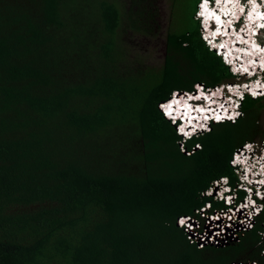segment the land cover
<instances>
[{
    "label": "trees",
    "instance_id": "1",
    "mask_svg": "<svg viewBox=\"0 0 264 264\" xmlns=\"http://www.w3.org/2000/svg\"><path fill=\"white\" fill-rule=\"evenodd\" d=\"M186 1L150 85L119 43L124 25L152 33L146 0H0V264H264V200L237 243L200 247L177 224L226 209L206 192L235 189L233 152L264 140V97L185 143L158 110L234 78Z\"/></svg>",
    "mask_w": 264,
    "mask_h": 264
},
{
    "label": "clouds",
    "instance_id": "2",
    "mask_svg": "<svg viewBox=\"0 0 264 264\" xmlns=\"http://www.w3.org/2000/svg\"><path fill=\"white\" fill-rule=\"evenodd\" d=\"M244 1V0H241ZM250 1V0H249ZM201 1L197 3V10L195 11L194 17L195 19L199 22V27H200V38L203 41L205 47L208 49V51H212L215 53L217 57H219L222 61V63L228 68L230 74L234 77L235 82H230V83H225L213 88L209 87H203L204 89H210L212 93H217L218 96H227L228 93H235L239 92L236 94V96L240 99L234 100L236 105L233 106L231 105L228 110H224L221 115H219L216 111L214 114H210L209 116H204V115H197L198 108H193L191 105L188 104V100L190 99V96H188V100L185 98L184 92H193L195 89L196 85L195 84L193 87V91H173L170 95V97L163 102H160L158 104V110L160 111L162 117L167 120L170 125L174 127V130L177 134V136L181 137L182 143H185L192 138H197L200 137L203 134H207L211 131V126L214 124H220V123H225L229 121H224L222 120L223 117L227 118H232V123H235L238 121L241 116H242V111H241V105L242 102L245 100L246 97H250L251 99H258L264 97L263 93L258 94L256 92L257 90L260 91L261 86L264 85V72L262 66L260 67H255L252 65H249V60L255 58L256 56L250 55L248 56L247 59L243 58V63L239 67L234 64L231 66L229 62L227 61V57L223 56L221 57L220 54H217L216 48L218 45L224 46L226 49L225 54L228 53V45H227V40H222L219 39L220 42L215 43V46H213L214 41L209 39L212 37H215L217 34H223L227 32V29L231 28V34L233 35L234 38H236V35L238 34L235 32L236 29L243 23V16L241 14V9L237 10L234 7H231L230 9H226L225 11L231 12L230 18L226 21L223 22L221 19V16L224 14V11H218L217 14H212L211 12L208 13L206 10L207 5L200 3ZM220 0H210V3L212 5L215 4V8L217 4H219ZM261 7L264 8V2L261 4ZM209 8V7H207ZM208 14H212V16H209ZM215 24L217 26L215 32L209 31V26ZM219 25H222L223 28L220 29L221 27ZM243 26V25H242ZM223 32V33H222ZM234 33V34H233ZM257 39L260 41V43H264V40L261 39L264 35V30H257ZM233 39V38H231ZM254 42H252L250 45H246L243 47L244 50H252L254 46ZM256 46V45H255ZM260 50H264V47L260 48V46H256ZM220 51L218 50V53ZM249 75H246V74ZM253 74H256L257 81L261 82L260 80L263 79V84L259 85V83H256L254 85L252 82L250 84V89L249 93H251V96L248 95L246 89L244 86L241 87V83H245L244 85L247 84V82L252 79ZM244 79V81H241ZM234 86L233 89H228L225 90V86ZM176 92V94H174ZM177 93L180 95L179 98H175ZM260 95V96H257ZM172 97V100L168 102V100ZM240 105L238 106V104ZM230 111V114L227 112ZM214 119V121H211L210 119ZM169 119H172L170 121ZM179 119V120H178ZM231 123V122H229ZM249 143H256V142H246L242 146H245L246 144ZM257 147L253 148H245L244 150V156L241 159V161L235 165H231L235 169V174L237 175V183L235 185V189L232 188L229 184V180L227 178H221L219 180L218 185L220 187H216V191L220 196L223 195H229L233 196V199L235 202L239 201L238 200V191H242L244 193L242 200L249 199L250 197L253 198V202L251 204L255 203L252 212L258 209L259 206H261L260 201L264 200V166H263V161H264V148L263 144L257 143ZM262 151V155H261ZM225 181V183L223 182ZM245 186V187H242ZM214 186L209 189L208 196L213 197L214 201H217V195L216 191L214 192ZM245 190L247 192H245ZM212 193H214L212 195ZM255 193L257 195H255ZM221 202L222 201H217ZM262 207L259 209V211L256 213L254 219L261 213ZM264 226V225H263ZM264 234V232H262Z\"/></svg>",
    "mask_w": 264,
    "mask_h": 264
},
{
    "label": "rangeland",
    "instance_id": "3",
    "mask_svg": "<svg viewBox=\"0 0 264 264\" xmlns=\"http://www.w3.org/2000/svg\"><path fill=\"white\" fill-rule=\"evenodd\" d=\"M119 1L121 2L120 6L126 5L125 7L128 8L129 5H131L130 0ZM146 1V5L144 3L143 6H145L155 18L154 22L151 23L152 33L143 34L135 31L133 32L124 25V34L119 43L123 49L122 61H124L123 66L125 70L131 71L132 74L136 71H144L142 77L146 78L150 75L147 81L152 85L155 83L154 81L156 77L160 75V68L162 67L163 58L165 56V42L168 29H173V23L175 28L182 26L185 22L184 9L188 6V3L186 0ZM125 2H127V4H125ZM241 81H244V79ZM230 82H235L234 78L230 80L229 83ZM133 83L138 85L141 82L137 77ZM256 127L259 131H264V109L260 111ZM263 141L264 140L260 141L259 139H256L254 142L262 144ZM223 182L225 183V181ZM216 187H220V185H218V183L214 185V192L217 190ZM213 194L214 193H212V195ZM239 233L240 232H236L227 237V239H221L220 241H222V244H217L215 246H226L229 243H237ZM262 238L264 240L263 236ZM232 264L244 263L236 262Z\"/></svg>",
    "mask_w": 264,
    "mask_h": 264
},
{
    "label": "built area",
    "instance_id": "4",
    "mask_svg": "<svg viewBox=\"0 0 264 264\" xmlns=\"http://www.w3.org/2000/svg\"><path fill=\"white\" fill-rule=\"evenodd\" d=\"M204 85L199 84L196 85L195 88H203ZM260 93H264L263 90L256 91ZM176 94V92L174 93ZM263 148H264V141L262 142ZM257 143H249L246 144L245 146H241L239 149H237L235 152L232 154V158L230 160L231 165L238 164L241 159L244 156V150L245 148H253L257 147ZM195 149H199V146L196 145ZM261 151V155H262ZM219 183L215 182V184ZM245 187V186H242ZM208 195L209 192H206ZM233 197V196H231ZM262 207L259 206L257 210L254 212H244L243 214V209L242 208H236V213L233 212V215H226L225 211L219 212V216L216 215L210 218H207L205 216V212L200 210V217L203 219V226L200 220L192 217H182L178 219V226L183 228L185 232L189 235L190 240H193L194 242H197V244L201 247L202 245L206 244H212V245H217V244H222L220 241L221 239H227V237L231 236L232 234L236 232H243L250 230L253 226L254 223V217L256 213L259 211V209ZM221 219H220V218ZM220 219V220H219ZM183 220L184 223L181 224L180 221ZM264 225V224H263ZM264 237V234H262ZM263 240V238H262ZM202 242V243H201ZM264 242V240H263ZM224 246V245H221ZM264 253V252H263Z\"/></svg>",
    "mask_w": 264,
    "mask_h": 264
},
{
    "label": "bare ground",
    "instance_id": "5",
    "mask_svg": "<svg viewBox=\"0 0 264 264\" xmlns=\"http://www.w3.org/2000/svg\"><path fill=\"white\" fill-rule=\"evenodd\" d=\"M235 39H231L229 41H227V45H228V54H230L233 59L235 60H240V58H245L247 59L248 56L250 55H254L256 57H258V61L255 60L257 62V64H255L256 66L259 65V66H262L264 67V50H260L258 49L255 45L253 46L252 50H244L243 47L244 45H241V44H237L235 42ZM236 43V44H234ZM239 43H242V42H239ZM213 46H215V42L213 43ZM236 55H239L240 58H236L235 56ZM232 64L234 65V62H232ZM263 166H264V161H263Z\"/></svg>",
    "mask_w": 264,
    "mask_h": 264
},
{
    "label": "snow or ice",
    "instance_id": "6",
    "mask_svg": "<svg viewBox=\"0 0 264 264\" xmlns=\"http://www.w3.org/2000/svg\"><path fill=\"white\" fill-rule=\"evenodd\" d=\"M180 223H181V224H183V223H184V221H183V220H181V221H180Z\"/></svg>",
    "mask_w": 264,
    "mask_h": 264
}]
</instances>
